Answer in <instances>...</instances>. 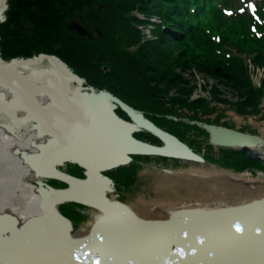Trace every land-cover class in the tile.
<instances>
[{"label":"bare ground","instance_id":"1","mask_svg":"<svg viewBox=\"0 0 264 264\" xmlns=\"http://www.w3.org/2000/svg\"><path fill=\"white\" fill-rule=\"evenodd\" d=\"M7 1L0 0L1 24L4 21V14L7 12ZM2 57L0 53L1 263L67 264L69 252L64 242L66 243L67 240L73 242L75 239L84 238V234L89 231L94 222L106 216L101 210L92 209L97 210V215L92 219L91 226H88L87 230L84 228L73 235V228L69 223L67 225L69 239L65 238L63 242L59 236V232L61 234L63 232V227L57 223L53 214L58 211L61 203L75 202V195H79L85 202L94 203V205L107 203L114 207L119 206L127 209L137 218L155 222H165L171 215L181 211L224 210L264 200L263 175L253 176L248 171L242 174H233L230 170L217 167H212L209 172L213 174V177L217 176L224 182L222 187L226 188L223 190L224 194L222 193L223 201L215 200L216 202L211 205L202 203L203 205H181V208H175L179 204L175 203L174 205V199L172 201L159 199L155 201L157 204L141 200V207L145 210L143 213L149 212L146 217L135 213L131 206L116 200H109L108 196L113 192L112 183L105 182L104 187L99 189V178L93 177L92 184H86L83 177L75 176L78 180L73 177L74 175H69L61 170L64 165L69 163L76 165L85 173L82 167L71 161H60L56 165L58 172L74 178L66 189L59 191L46 188L41 180L38 183L35 182L36 185L38 184L35 186L29 182L32 167L39 165L42 170L47 171L51 165L50 160L67 157L69 151H82L91 157L97 144L101 145L106 139H111L107 147L108 150L113 152L118 148V153L121 154L126 148L122 149L117 146V143L124 144V136L115 132V124L108 122L109 117L105 114L108 109L114 111L117 104L113 102L112 96L105 92L95 94L93 90L84 88L82 80L71 73L56 56L43 54L31 58L15 59L10 56L8 60H3ZM108 99H111L112 102L109 105ZM233 110L235 111V109ZM234 116L236 119L240 117L236 111ZM249 120L251 123L254 122L252 119ZM94 121L98 123H94ZM129 123L135 132L144 130L135 122L132 123L131 119ZM235 130L242 132L237 128ZM255 134L264 137L258 132ZM86 143H88V147ZM253 151L260 152L261 158H264V147L257 146ZM48 157L51 159L46 161ZM98 163L96 159L89 161L91 166H96ZM115 168L111 172H114ZM197 171L194 168L189 171L172 170L169 176L179 180L188 178L192 182V179L195 178L194 175L205 174H199ZM108 172H106L107 177H109ZM91 174H94V170L87 172V176ZM102 175L99 173L100 178L103 177ZM35 177L34 180H37L40 176L37 173ZM213 177L211 178L213 179ZM206 179L209 178L206 177ZM211 181L198 183L208 187V191L219 189V186H209ZM160 184L162 187L163 185L167 186L166 181H162ZM241 217L244 219V223H236V220L232 219V215L220 218L219 223L205 221L196 227L201 234L194 239L192 237L185 241L187 237L181 239L178 235H164L158 231L144 235L147 233L145 229L124 223L121 216L115 214L110 221L114 224L109 222L110 224L103 231L105 238L111 240L105 245L106 253L110 255L113 253L111 257L107 256L105 264H133V262L134 264H150L146 260L148 258L144 245L146 241L149 242L153 250L160 251L161 257L153 264H166L167 260L173 258H179L181 261H175L179 264H264V208L258 212H247ZM52 221H55L56 224ZM47 238L48 241L44 240ZM186 243H190L197 251L194 255H187L184 258ZM60 244L63 246L61 247ZM102 246L97 245L94 249L98 251ZM133 250L140 254L142 258L140 261L135 262ZM212 254L213 257L217 255L218 259L207 261L212 258L209 257ZM129 258H132L133 262ZM174 263L171 262V264Z\"/></svg>","mask_w":264,"mask_h":264},{"label":"trees","instance_id":"2","mask_svg":"<svg viewBox=\"0 0 264 264\" xmlns=\"http://www.w3.org/2000/svg\"><path fill=\"white\" fill-rule=\"evenodd\" d=\"M59 1L61 0L47 2L51 3L49 6L58 8ZM204 1L198 3L196 0H111L109 5L112 16V32H108V36L104 39H97L94 42L79 39L76 36L74 39L64 36L53 41L41 42L36 38L37 34L42 32L49 34L50 31H53L54 26L39 28V31H34L30 36L33 37L32 41L35 46L44 45L43 51L37 48L41 52L56 53L68 64H70V58L66 56V52L79 54L84 61L81 62L82 64H95L97 62L95 51L102 49L105 54L104 60L109 64L108 69L106 72L102 69L96 70L97 66H95L94 73L90 70L83 72L82 75L86 76L87 83L94 84L97 89H105L132 107L145 111V117H149L152 123L177 138H183L191 132L193 135L208 137V133L204 129L192 124L191 121L216 123L215 119H218L219 114L216 112V116L212 120L203 118V115L209 116L210 113H215L211 110L212 106L209 108L206 101L201 98L191 99L189 93L194 90L195 85L190 86L187 90L180 88V86H187L190 80L177 73L176 69H181L183 72L188 70L200 73L211 78L217 84L236 91L239 99L232 106L234 105L238 114L243 115L246 112L245 108H250L253 111L259 110V104L264 99V77L259 89L253 87L248 66L244 64L246 60L238 55L247 56L251 64L264 70V8L260 9L257 19L249 16L240 20L238 27H242L243 35L248 36L237 37L238 35L233 29H227L224 26L223 21H228V19L218 14L216 2L213 0ZM260 6H264L263 0L259 4ZM207 12L212 14L215 20L216 25L210 26V28L219 34L218 43L215 42V39H211L206 30V24L202 22ZM237 17L236 14L229 19L234 20ZM250 21L256 25L253 31L251 28L249 30V26L245 24H249ZM43 22L51 24L53 20L48 17ZM145 26L151 28H149L151 38H146L142 34L141 27ZM5 34L16 36L8 27L5 29ZM32 41L25 42L23 45L17 44L16 47L13 42H10L9 45L12 46V49L26 48ZM56 46L59 48L56 49ZM130 46H137L135 52L129 53L120 49V47ZM232 52L234 55L231 54ZM160 85H165L166 88H178L184 97H168L164 100L160 96L161 92L157 89ZM220 94L215 86L212 89L211 98L217 102L223 101L231 105L232 102H226L227 100L222 99ZM199 108L202 109V114L197 111ZM182 110L191 116H180L179 112L184 115ZM116 113L121 118L128 119L124 111L117 109ZM137 134L135 133L134 136L141 140L144 139L140 138V135L148 136L149 140L146 138L145 140L151 144L155 143L154 145H156L160 142L157 136L155 137L149 132ZM211 147L208 145L209 149ZM220 154L222 164H219L222 167H235L232 165L234 164L242 168L250 166L264 170V164L255 160L250 153L222 149ZM159 158L167 161L166 157L159 156ZM173 161L177 162V160ZM70 166L74 169L71 171L74 176L79 178L84 176L83 173L80 174L76 171H82V169L76 165ZM140 167L133 161L117 168L114 172L121 173L115 180L128 185L134 184ZM109 178L113 180L110 176ZM60 212L69 219L76 217L75 210H66L63 206H61Z\"/></svg>","mask_w":264,"mask_h":264},{"label":"rangeland","instance_id":"3","mask_svg":"<svg viewBox=\"0 0 264 264\" xmlns=\"http://www.w3.org/2000/svg\"><path fill=\"white\" fill-rule=\"evenodd\" d=\"M196 1L199 3L200 1H204V0H200V1L196 0ZM213 1L216 2V6H217V9L219 11L218 14L221 15L222 17L225 16V18L228 19V21L227 20L223 21L224 26L227 27V29L228 28L233 29V31L238 35L237 37L248 36V35H243V33H244L242 30L243 28L238 27V23L240 22V20H242L245 17H249V16L253 17L254 12H252V10H251V9H253V7H251V9H248L249 4H251L252 6L253 5L256 6L255 14H257V15L260 13V11H261L260 9L264 8V6L259 7V4L262 0H213ZM7 6H8V4H7ZM4 12H6V11H4ZM6 14H7V12H6ZM6 14H4L5 16L3 18L6 17ZM236 14L238 16L236 19H234V20L229 19L232 16H235ZM201 20H202V18H201ZM245 21H247V20H245ZM202 22L206 24V30L208 31V34H210L211 39H215V42L218 43V38H220L219 34L217 32L215 33L212 30V28H210V26L216 25L215 20L213 18V15L207 12L206 15H204V17H203ZM245 24L248 25L249 30L251 28L252 31L254 30V27L256 26L252 21H250L249 24L248 23H245ZM6 27L10 28V25L7 26V25H5V23H3V24L0 23V29H2L4 31V29H6ZM149 28L150 27H148V26L141 27L142 34L146 38L152 37V35H150V29L151 28L150 29ZM1 38H2V35L0 34V41H1ZM9 39L4 37L2 43H0V53H1V55L3 54V57L5 59H10V56H15V57H11V58H21V57L22 58H28V57L38 56V55L46 53V52H41L39 49H37V48H40L43 51L44 45L43 46L41 45L39 47L35 46L33 41L26 48L12 49V46L9 45L12 40L9 41ZM7 41H9V42H7ZM25 42H20V43L13 42V43L16 47L17 44L23 45ZM39 44H41V43H39ZM120 49H123L129 53H131V52L133 53L137 49V46H130L127 48L120 47ZM19 52L21 54L17 55V53H19ZM231 54H233V52ZM48 55H52V56L57 57L56 53L48 54ZM104 55L105 54L103 53L102 49H98V51H95V56H96V61H97V62H95V64H93V63L82 64L84 61L79 56V54H73L72 52H66V56H68L70 58L69 59L70 64L64 62L62 59H59L58 57H57V59L60 62H62L64 65H66L67 68L71 71V73L75 74L76 76L77 75L79 76V78L83 82L84 88H86V89L89 88V89L93 90L95 94H99L100 92L109 93L113 97L118 99L121 103L126 104L131 109H135V110L143 113V115L144 114L146 115V113H144L145 111L143 112V111H140V110L132 107L131 105H129L128 103L124 102L119 97L114 95L113 93H111L105 89H101V88L97 89L94 87L95 85L93 83H92L93 85L87 83L88 81H87L86 76L82 75L83 72L90 70L92 73H94V71H95L94 67L95 66H97L96 70H98V69L100 70V69H102V67L103 68L108 67L109 64L107 61L104 60ZM235 55H237V52H235ZM238 57H241V58L246 60L244 64L246 66H248V69L250 68V71L248 70L249 71L248 73H249V76H250L251 81H252V86L259 89L257 86L254 85V83H257L259 80L263 79L264 70H262L261 68H257L253 64H251L249 59H247V56L238 55ZM105 72H106V70H105ZM176 72L181 74L185 79L190 80V82H189V84H187V86H185V87L180 86L181 89L187 90V88H189L190 86L195 85L193 88L194 90L189 93V94H191L190 95L191 98H193V99L201 98V99L206 101L209 108L212 106L211 110L215 113H210L209 116L203 115V118H207L209 120H212L213 117L215 116L216 112H218V114H219L218 119H215L217 124H220V125L222 124L223 126H231V128L233 127V128H237L240 130L243 129L242 131L246 130V131H250L252 133L258 132L259 134L264 136V131H262V130H264V99L259 104L260 105L259 110L253 111L250 108H245L246 112H244L243 115L237 114L240 117L238 119H236L234 115H235V111H237V109L234 107V105L232 106L234 101H236V98H238V93L236 91H234L233 89L226 88L222 85H219V84H217V82H215L211 78L206 77V76H204L200 73H197V72L193 73V72L188 71V70L186 72H183L181 69H178V68L176 69ZM212 85H214L213 88H215V86H217L219 93H221L220 97L222 99L227 100L226 102H229V103L232 102L231 105H228L223 101L217 102L216 100H213L211 98L212 97L211 93H212V89H213ZM157 89L161 92L160 96H162L164 98V100H165V98H168V97H172V98H175L176 96L182 97V98L184 97V95L182 93H180L178 88H175V87L166 88L165 85H160L159 87H157ZM107 102H108V105L112 103L111 99L110 100L108 99ZM118 109H120V108H118ZM233 109H235V111ZM197 111H199V114L200 113L202 114V112H203L202 109H200V108L197 109ZM181 112L184 115H181L179 112L180 116H183V117L191 116L189 113L185 112L184 110H182ZM146 119L149 120V117L148 118L146 117ZM249 119H252V121H254V122L251 123ZM126 120L129 121V118ZM149 121L152 122L151 120H149ZM162 130H164V129H162ZM141 131L142 130H138L137 135L145 133V132H141ZM165 132H168V131H165ZM200 136L193 135L191 132V133L186 134V136L183 138H177L176 136L175 137L177 139H180L181 141L183 140L182 142H184V144H187L188 146H190L193 150L197 151L198 155H203L202 152L206 151L205 154L203 155L205 157V155H208V151L206 150V148H208V147L205 144L208 140V137H206L204 135H200ZM140 138H143L144 141H145V138L149 140L148 136H146V135L145 136L140 135ZM154 144H152V145H154ZM154 146L164 147V145L162 144L161 141L159 143H156V145H154ZM210 153L217 157V154H215V151L213 149ZM218 154H220V152ZM221 159H222L221 155L217 159H214L213 157H210V156H206V160L210 164H212V163L215 165H218V163L222 164ZM262 160L264 161V158ZM134 162H136L137 165L141 166L140 167L141 169L139 170V173L137 175L136 182L132 185L131 184L128 185L126 183L124 184L122 182H118L117 180H115V178L121 172L112 173L111 171H109L107 173L113 179L112 180L113 181L112 182L113 192L110 193L108 197L110 198L109 200H111V201L116 200V201L122 202L124 205L131 206L132 210L137 214L138 213H140V215L142 214V217L143 216L146 217L147 213H149V212L146 211L143 213L144 209H142V207H141V205H142L141 200H144V201H147L150 203H154L155 201H158L159 199H165L168 201H172V199H174L176 201L175 202L173 200L174 205H175V203L179 204V205H177L178 207L175 206V208H181L182 206H187V205H192V204H194V205L200 204L201 205L202 203H204V204H208V205L210 204L211 205L216 201L221 202L224 199V196H223L224 191L223 190H225V188H226V187H224V189H223V187H222L224 182L221 181V179H219L217 176H214L215 177L214 178L213 174H211L209 172L211 170V168L207 167L206 165H198V164H193V163L184 165V164H181L180 162L178 163V162H175L173 160L165 161L159 157H157V158H146L145 159L143 157H136V156L134 158ZM70 165L71 164H69V163L64 165L61 168V170L65 171L69 175L73 176L71 171H74V169ZM232 165L235 167L228 166L227 169L230 170V172H232L233 174H239L241 171L242 172L243 171H249L252 174H254L253 176H257V175L261 174L264 177V173H262L261 171H255V169L254 170H243V168H245V167L251 169L252 167H250V166H244L242 168V167L236 166L234 164H232ZM169 168H170V170H173V171H180V170L189 171L190 169L194 168V170H196V171L199 170V171H197L199 174L205 173L204 174L205 176L202 175L205 178L202 177L201 175L198 176V174H196V176L194 175L195 178L192 179V182H191V179H188V178H185L183 180L182 179L179 180L177 178L172 179V177L169 176L170 174H167L164 172V170H169ZM76 171L80 174L83 173L82 171H78V170H76ZM201 171H202V173H201ZM30 172H31V175H30L31 179L29 180V182H32V184H35V182L37 183L39 179L34 180V179H36V177H35L36 173H34L32 170ZM243 173H245V172H243ZM206 174H207V176H206ZM209 174H210V176H209ZM73 177L76 178L75 176H73ZM166 177H168V178H166ZM206 177L209 179L207 180ZM211 177H213V179ZM199 178L201 180H198ZM76 179H78V178H76ZM176 179H177V181H176ZM216 180H218V181H216ZM162 181H166L167 186L163 185V187L165 186L164 188H166L167 190L162 187V184H160V182H162ZM204 181H209V182L211 181L209 186H211V185H213V186L215 185L217 187L219 186L218 187L219 189L209 190L210 191L209 192L208 187H206L205 185H199V183L204 182ZM43 182H44V184L49 186L51 189H55V190H59V191H60V189L63 190L68 186V185L66 186L64 183H62L60 181L57 182V181H53V180H48L47 182L46 181H43ZM175 182H177V183H175ZM169 183H171V184L169 185ZM191 183H193V184H191ZM37 185L35 184V186H37ZM196 185H198V186H196ZM188 186H189V189H188ZM213 186H211V187H213ZM204 188H205V190H204ZM200 190H201V192H200ZM176 192H178V193H176ZM191 196H192V198H190ZM215 197H217V199H215ZM194 199H196V200H194ZM213 199H214V201H213ZM208 200H211V201H208ZM191 201H192V203H191ZM155 203L157 204V202H155ZM132 205L133 206L135 205V206L133 207ZM61 206H63L66 210H71V211L75 210L74 215L76 217L70 219L71 220L70 223H71L72 228H73V232H72L73 235H76L77 231L83 230L84 228L87 230L88 226H91L92 219L94 218L95 215H97V212H96L97 210H92V209L87 208L85 206L80 207L79 205L74 204L73 202L61 203V205L59 207V212H60ZM81 212L89 213L92 215V217H86L84 215H81ZM154 213H156V212H154Z\"/></svg>","mask_w":264,"mask_h":264},{"label":"water","instance_id":"4","mask_svg":"<svg viewBox=\"0 0 264 264\" xmlns=\"http://www.w3.org/2000/svg\"><path fill=\"white\" fill-rule=\"evenodd\" d=\"M68 29L74 30V32L80 34L81 36L90 35L87 30L81 27L79 22L75 20L72 25H68ZM97 33L98 37H101L103 33L99 29H94ZM109 94V93H106ZM112 96L111 94H109ZM113 102L121 107L125 111L126 114L129 115L131 122L138 124L140 127L144 128V130L149 131L153 135L157 136L164 147L159 146H153L147 142H142L135 137L132 136L134 133L133 126L130 125L129 122H126L125 120L120 119L117 115H115L113 110L108 109L106 115H108L109 120H107L110 123L115 124V132L117 134H122L125 139L124 144L117 143V146L124 149V151L121 152V154L118 153V148L110 152L108 150V145L111 141V139H106L105 142H103L101 145L96 146V149L94 151V154L89 155L84 154L82 151L76 152V151H69L67 157H59L57 160L51 159V157H48L46 161L50 160L51 165L50 168L47 171L42 170L39 165L33 166L32 171L34 173H38L39 176L43 178H52L56 180H61L64 183L70 185L71 181L74 179L72 176L63 174L62 172H58L56 170V165L59 164L60 161H68L76 163L78 166L82 167L86 173V178L84 181L86 184H92V178L95 177L96 179L99 178L100 185L98 186L99 189L104 187L105 182L112 183L106 176L102 175L103 177L100 178L99 173H103V171L112 170L115 167L124 166V164H127L132 160L131 156L135 155H150V156H163L166 158H173L177 160H182L183 162H194L199 165L204 164V159L200 157L199 155L195 154L191 149H189L185 144L177 140L173 135L166 133L159 127L152 124L149 120H147L143 114L137 110L131 109L126 104L121 103L118 99L113 97ZM94 123H98L97 121H94ZM198 127L203 128L206 132L209 134V143L212 144L216 148H224L232 151L237 152H249L253 156V158L256 160L261 161V155L260 152H254L253 150L258 146L263 148L264 147V138L260 137L259 135L250 134V133H242L239 131H236L235 129H228L223 126H217L214 124H206L202 122H193ZM84 142H86V139H84ZM88 143H86L87 146ZM89 146V145H88ZM87 146V147H88ZM86 147V148H87ZM82 152V153H81ZM91 159H96L99 163L96 166H91L89 164V161ZM212 167H214L212 165ZM210 166V168H212ZM94 170V174L88 175V171ZM165 173L169 174L172 173L171 170H164ZM94 175V176H93ZM62 190V189H60ZM64 190V189H63ZM74 201L79 204H86L92 209L97 208L104 212L106 216L99 220L95 221L94 224L91 226L89 231L84 234V238L82 239H75L72 241H66L64 242V239H69V234L67 233L68 224L70 223L69 220H67L64 216L60 215L59 211L53 214L55 216V219L57 223L63 227L62 234L59 232L60 238H62L64 244L68 248V260L67 264H105L107 261V256L110 255L109 253H106V243L111 242L110 238H105L103 235V231L105 228L110 224H114V222H110L111 219L115 214H118L121 216V219L124 223H129L135 226L136 228H143L146 230L149 234L158 231L159 233H162L164 235H171L175 234L178 235L181 239L186 238L185 241L188 239L200 235L196 229L197 225L204 223L205 221H209V223H219V219L224 217L225 215H232V219L236 220V223H244V219H242L241 215L246 214L247 212H258V210L264 208V200H259L258 202L248 203L245 206L236 207V208H225L224 210H216V211H208V210H192V211H181L176 214L171 215V217L165 221V222H155L153 220H144L143 218H137L132 213H130L127 209L121 208L119 206H111L107 203H104L102 205H94V203L85 202L83 198H81L79 195L74 196ZM73 200V199H72ZM59 213V214H58ZM88 216H91V214H87ZM217 219V220H216ZM56 224L55 221H52ZM110 222V223H109ZM65 228V230H64ZM48 241L47 239H44ZM181 242V241H179ZM61 247L63 246L60 244ZM97 245H103L101 249L96 251L94 248ZM144 245L146 246V256L148 257L146 260L150 262V264H153L157 259L161 257L160 251L153 250L151 245H149V242H144ZM70 247V248H69ZM197 251V249H193L192 245L190 243H186V248L184 251V258L187 255H194V253ZM113 254V253H112ZM111 254V255H112ZM110 255V257H111ZM133 256L135 262L140 261L141 256L136 251L133 250ZM207 261H216L218 259V256L215 255L213 257V254L210 255ZM166 258V257H165ZM132 260V258H129ZM175 261H181L179 258H173L172 260H167L166 264L174 263ZM0 264H3L0 262ZM134 264V262H133ZM174 264H179L175 262Z\"/></svg>","mask_w":264,"mask_h":264},{"label":"flooded vegetation","instance_id":"5","mask_svg":"<svg viewBox=\"0 0 264 264\" xmlns=\"http://www.w3.org/2000/svg\"><path fill=\"white\" fill-rule=\"evenodd\" d=\"M47 1L51 0H9L8 11L2 24L10 25V29L16 36L11 37L10 34H5V29L4 31L0 29L2 35L0 43L4 37L10 38L9 41L12 40L11 42L15 43L25 41L29 43L33 40V37L30 36L31 33L48 26H54L53 31H50L49 34L45 33L46 36L44 32L36 36L41 42L53 41L64 36H68L70 39H74L76 36L79 39L95 42L97 39L107 37L108 32H112V16L109 5L111 0H61L58 8L49 6L51 3ZM48 17L53 20L51 24L43 22ZM75 20L90 35L81 36L74 30L68 29V25H72ZM94 29H99L103 35L98 37Z\"/></svg>","mask_w":264,"mask_h":264},{"label":"snow or ice","instance_id":"6","mask_svg":"<svg viewBox=\"0 0 264 264\" xmlns=\"http://www.w3.org/2000/svg\"><path fill=\"white\" fill-rule=\"evenodd\" d=\"M239 230V229H238Z\"/></svg>","mask_w":264,"mask_h":264}]
</instances>
